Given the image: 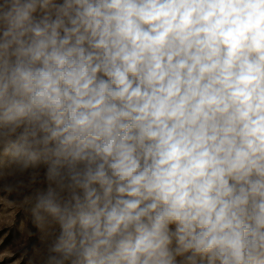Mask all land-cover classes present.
<instances>
[{"label": "clouds", "instance_id": "9594fccd", "mask_svg": "<svg viewBox=\"0 0 264 264\" xmlns=\"http://www.w3.org/2000/svg\"><path fill=\"white\" fill-rule=\"evenodd\" d=\"M0 197L28 264H264V0H0Z\"/></svg>", "mask_w": 264, "mask_h": 264}, {"label": "rangeland", "instance_id": "374dc122", "mask_svg": "<svg viewBox=\"0 0 264 264\" xmlns=\"http://www.w3.org/2000/svg\"><path fill=\"white\" fill-rule=\"evenodd\" d=\"M15 201L16 197H8ZM0 197V264H28L35 255L37 237L24 208Z\"/></svg>", "mask_w": 264, "mask_h": 264}]
</instances>
